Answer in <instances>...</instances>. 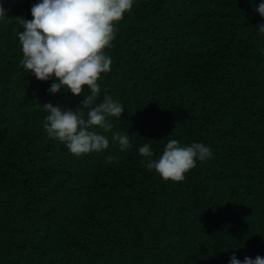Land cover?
<instances>
[{
  "label": "trees",
  "instance_id": "trees-1",
  "mask_svg": "<svg viewBox=\"0 0 264 264\" xmlns=\"http://www.w3.org/2000/svg\"><path fill=\"white\" fill-rule=\"evenodd\" d=\"M37 0H0V264H227L264 257V22L248 0H134L98 83L124 107L101 151L76 156L43 128L49 94L20 64ZM259 3V0H256ZM127 132L120 150L114 133ZM169 139L212 156L179 182L142 163Z\"/></svg>",
  "mask_w": 264,
  "mask_h": 264
},
{
  "label": "clouds",
  "instance_id": "clouds-1",
  "mask_svg": "<svg viewBox=\"0 0 264 264\" xmlns=\"http://www.w3.org/2000/svg\"><path fill=\"white\" fill-rule=\"evenodd\" d=\"M253 10L264 20V0H248ZM134 0H37L29 12L31 19L17 18L22 30L16 33L21 45L20 64L38 81L51 80L49 94L70 92L83 99L75 107H62L51 102L41 104L47 113L43 128L50 138L58 140L76 156L101 151L109 141L100 128L108 132L109 117H120L124 107L101 93L98 80L111 70L112 59L105 49L111 47L116 35V24L130 11ZM0 7V19L5 18ZM264 34V22L255 26ZM113 141L120 150L130 147L127 132L114 133ZM142 163L164 180L183 181L185 174L212 156L211 148L201 142L181 144L169 139L162 154L154 158L148 143L138 146ZM227 264H264L260 255L239 260L233 254Z\"/></svg>",
  "mask_w": 264,
  "mask_h": 264
}]
</instances>
